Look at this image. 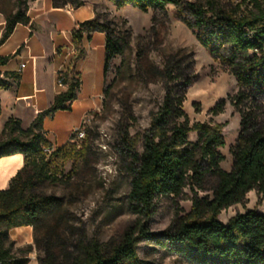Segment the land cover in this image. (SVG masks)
<instances>
[{
	"label": "trees",
	"instance_id": "16d2710c",
	"mask_svg": "<svg viewBox=\"0 0 264 264\" xmlns=\"http://www.w3.org/2000/svg\"><path fill=\"white\" fill-rule=\"evenodd\" d=\"M53 0L60 8L79 0ZM117 8L134 7L142 12L164 13L174 6L192 29L200 45L235 77L238 92L231 98L241 114V131L232 150L231 171H224L225 146L223 126L195 123L191 125L183 109L186 93L192 83L193 63L186 66V58L169 56L159 74L165 81V95L153 113L150 128L141 139L125 133L121 138L120 155L126 161L130 176L128 207L136 216L117 240L102 243L98 240L80 241L73 254L58 264H149L140 258L138 244L148 241L186 259L191 264H264V214L250 210L237 214L227 223L220 214L242 204L248 193L257 191L264 196V3L260 0H109ZM18 25L31 26L29 8L19 4L16 12L6 17L0 47L12 36ZM96 32L106 36L105 72L111 61L123 56L129 46V33L115 31L98 18L81 23L72 32L75 55L66 69L67 89L57 95L51 108L39 114L30 127L24 129L19 119L10 118L0 133V159L22 154L25 167L12 179L9 189L0 190V264H28L29 260L14 252L9 232L15 228L32 227L37 233L59 207V199L37 193L40 185L57 184L64 176V168L73 161L72 172L78 171L88 154L90 135L80 148L73 143L54 148L51 154L44 147L51 146L44 134V120L58 111H69L77 99L81 77L76 70L85 51V40ZM14 56L0 57V67ZM20 73L0 71V89L8 90L11 82H18ZM8 79L9 81H6ZM219 103L211 113L224 110ZM2 108L0 105V115ZM197 134V141L189 136ZM142 142L143 151H137ZM210 185L212 198H194L191 213L178 218L161 233L151 231L158 197H179L185 188L203 190ZM48 230L47 240L55 232ZM32 250L29 249L30 253ZM41 264H57L56 257L47 251Z\"/></svg>",
	"mask_w": 264,
	"mask_h": 264
},
{
	"label": "rangeland",
	"instance_id": "374dc122",
	"mask_svg": "<svg viewBox=\"0 0 264 264\" xmlns=\"http://www.w3.org/2000/svg\"><path fill=\"white\" fill-rule=\"evenodd\" d=\"M48 0H0V34L4 31L6 17L17 11L18 5L31 10ZM53 2V0H51ZM97 5L96 16L115 31L129 33V46L123 56L115 57L105 73V87L98 109L85 119L84 136L76 135L73 143L80 148L90 135L87 158L73 173L74 162H68L64 176L57 184H44L37 193L53 196L60 205L37 233L35 247L14 248L20 257H34V264H41L47 251H51L57 264L75 253L80 241L98 240L108 243L117 240L136 219L128 207L130 176L126 161L120 155L121 138L125 133L142 138L150 128L152 115L162 104L165 81L159 74L164 60L169 56L186 58V66L193 63L192 83L186 93L183 109L191 125L213 123L223 126L225 146L221 168L231 171L234 158L232 150L241 131V114L231 98L238 92L235 77L216 61L198 42L195 32L188 28L177 8L168 6L164 13L150 10L142 12L134 7L117 9L109 0H79ZM193 1V0H189ZM264 3V0H260ZM63 3V0L58 1ZM83 4V5H84ZM76 8L72 3L60 8ZM74 57V56H73ZM225 102L224 110L215 116L211 109ZM197 141V134L189 136ZM137 151H143L142 142ZM184 189L179 197H158L151 231L161 233L178 218L191 213L196 195L212 198L209 190ZM255 210L264 214V196L251 191L242 204L224 210L219 219L227 223L237 214ZM56 227L49 240L48 230ZM141 259L149 264H191L186 259L148 241L138 244ZM28 264H30L28 262Z\"/></svg>",
	"mask_w": 264,
	"mask_h": 264
},
{
	"label": "crops",
	"instance_id": "0c3cea01",
	"mask_svg": "<svg viewBox=\"0 0 264 264\" xmlns=\"http://www.w3.org/2000/svg\"><path fill=\"white\" fill-rule=\"evenodd\" d=\"M97 5L85 3L79 8H56L48 0L29 10L31 26L18 25L12 36L0 47V57L14 56L2 72L21 74L18 82L10 81L11 88L0 89V133L10 118L19 119L27 129L36 117L51 108L57 95L66 91L60 87L57 75L67 69L75 55L72 32L81 23L97 18ZM3 32L0 34V39ZM85 55L76 64L81 77L77 99L69 111H58L44 120L43 131L54 148L71 140L77 128L98 109L105 87L106 36L96 32L82 45ZM23 67V68H22ZM22 68V69H21ZM6 81H9L6 79ZM25 167L22 154L0 159V190H7L12 179ZM15 248L35 247L32 227L15 228L9 232ZM34 264V257H29Z\"/></svg>",
	"mask_w": 264,
	"mask_h": 264
},
{
	"label": "built area",
	"instance_id": "2783aa9c",
	"mask_svg": "<svg viewBox=\"0 0 264 264\" xmlns=\"http://www.w3.org/2000/svg\"><path fill=\"white\" fill-rule=\"evenodd\" d=\"M23 68V67H22ZM21 68V69H22ZM65 72H66V69H63V70H61L59 73H58V75H57V83H58V85L60 86V87H66V85L64 84V78H65ZM73 135H80V136H84V132H83V129L82 128H77L75 131H74V133H73ZM43 151H44V153H46V154H51L53 151H54V147H53V145H51V146H47V147H44V149H43Z\"/></svg>",
	"mask_w": 264,
	"mask_h": 264
}]
</instances>
